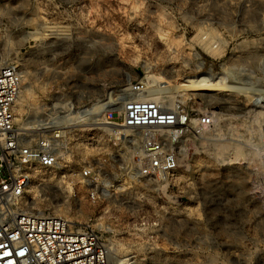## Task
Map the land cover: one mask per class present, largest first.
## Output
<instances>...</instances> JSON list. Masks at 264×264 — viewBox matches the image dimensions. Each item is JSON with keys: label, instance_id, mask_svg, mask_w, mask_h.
<instances>
[{"label": "rangeland", "instance_id": "rangeland-1", "mask_svg": "<svg viewBox=\"0 0 264 264\" xmlns=\"http://www.w3.org/2000/svg\"><path fill=\"white\" fill-rule=\"evenodd\" d=\"M0 60L23 72L19 132L56 138L76 170H39L31 212L102 233L111 264H264V0H0ZM197 65L249 80L210 99ZM144 78L147 94L214 117L179 143L190 166L151 180L136 178L133 146L99 131ZM89 162L97 187L75 180Z\"/></svg>", "mask_w": 264, "mask_h": 264}, {"label": "built area", "instance_id": "built-area-1", "mask_svg": "<svg viewBox=\"0 0 264 264\" xmlns=\"http://www.w3.org/2000/svg\"><path fill=\"white\" fill-rule=\"evenodd\" d=\"M22 84L21 68L0 60V264H111L102 233L88 226L76 227L60 216L31 212L24 205L39 170L63 178L76 170L59 153L56 138L17 129L15 109ZM149 88L145 78L130 83L122 112L110 111L107 127L99 129L109 132L115 142L134 147V174L143 180L188 168L190 160L179 143L189 134H205L214 124L208 110H196L182 101L143 99ZM101 171L96 162H89L75 180L97 187ZM96 195L92 191L90 198L94 201Z\"/></svg>", "mask_w": 264, "mask_h": 264}, {"label": "bare ground", "instance_id": "bare-ground-1", "mask_svg": "<svg viewBox=\"0 0 264 264\" xmlns=\"http://www.w3.org/2000/svg\"><path fill=\"white\" fill-rule=\"evenodd\" d=\"M58 30V29H57ZM39 32V31H38ZM36 33V32H35ZM40 34V33H39ZM51 35V34H50ZM203 35V34H202ZM47 36V35H46ZM52 36V35H51ZM208 36V35H207ZM206 36V37H207ZM54 37V36H52ZM58 37V36H57ZM205 37V38H206ZM59 38V37H58ZM217 38V37H215ZM68 39V38H67ZM223 43V42H222ZM215 44V43H214ZM221 44V43H220ZM224 45V44H223ZM175 47V46H174ZM208 47V46H207ZM210 48V47H209ZM173 49V48H172ZM212 46H211V50H212ZM227 49V48H226ZM208 51V50H207ZM213 52V51H212ZM206 65V64H205ZM199 66V67H198ZM222 68V67H221ZM227 68V67H226ZM230 69V68H229ZM227 69V70H229ZM195 70L197 71V78L194 80V82H196V84L193 86L197 89L196 91L199 92L200 94H204L206 93V95H209V98L212 99L213 94H211V92H214L218 89H222L223 92L225 93V96H229L232 92L238 91V88L240 85H246L248 79L247 75H236L235 77H233V73L231 70V75H232V79L231 82L228 81V78L226 77L225 71H220L217 72L214 70V68L212 67H208L206 68L204 65H197V67L195 68ZM230 71V70H229ZM224 74H223V73ZM227 72V71H226ZM230 73V72H229ZM237 73V72H236ZM228 74V73H227ZM238 74V73H237ZM229 76V74H228ZM238 76V77H237ZM25 81V80H24ZM249 84V83H248ZM252 89V88H251ZM256 92L258 89H254ZM148 91V90H147ZM264 91V90H263ZM263 91H259V94H262L260 92ZM151 92V91H150ZM147 92L145 93V96H143V99L147 100V101H155V102H161V101H166L165 99H168L169 97L165 95V93H162V96H158L160 94V92H156V94H154V91H152L151 93ZM215 93V92H214ZM258 93V92H257ZM147 94V95H146ZM129 93L126 92V96H128ZM259 98L264 102V96L263 95H258ZM159 98H162L163 100H159ZM125 99V98H124ZM122 99V104L120 105L118 112L121 113L122 112V106H123V100ZM222 99V98H221ZM224 101H222V103L224 102V105L226 106H230L231 103L229 101V99H223ZM220 101V102H221ZM234 103V102H233ZM236 103V102H235ZM257 103V102H256ZM258 104V103H257ZM238 105V104H237ZM232 107V106H230ZM238 108V107H237ZM239 109V108H238ZM255 116V115H254ZM259 117V116H258ZM106 121V120H105ZM107 122V121H106ZM106 122H104L103 124H107ZM54 124V123H53ZM58 124V122H57ZM102 124V125H103ZM39 126V125H38ZM34 127V126H33ZM36 127V126H35ZM41 128V127H40ZM58 128H62V127H55V129ZM59 133H63V131H56L55 135H58ZM231 145V144H230ZM225 146V145H224ZM238 147V146H237ZM226 149V147H224ZM234 149V148H233ZM38 173V172H37ZM35 174V176L37 175L38 178L43 179L44 175L41 173ZM26 198V197H25ZM34 206H36L37 204L32 202L30 203ZM24 205L27 207L28 209V205L29 203L27 202V199H24Z\"/></svg>", "mask_w": 264, "mask_h": 264}]
</instances>
